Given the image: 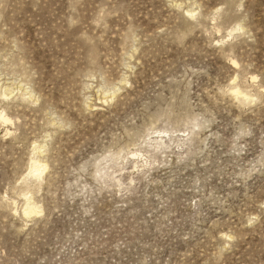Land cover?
Here are the masks:
<instances>
[{
    "label": "rangeland",
    "instance_id": "374dc122",
    "mask_svg": "<svg viewBox=\"0 0 264 264\" xmlns=\"http://www.w3.org/2000/svg\"><path fill=\"white\" fill-rule=\"evenodd\" d=\"M2 115L0 264H264V0H0Z\"/></svg>",
    "mask_w": 264,
    "mask_h": 264
},
{
    "label": "bare ground",
    "instance_id": "6f19581e",
    "mask_svg": "<svg viewBox=\"0 0 264 264\" xmlns=\"http://www.w3.org/2000/svg\"><path fill=\"white\" fill-rule=\"evenodd\" d=\"M235 93L239 96L244 95V97H246V94H242L238 90H236ZM0 119L3 123H9V119L4 115H2L0 117ZM42 149H43V147H40L37 150H42ZM36 154H37V152H36ZM38 154H39V152H38ZM47 168L48 167L46 165H43L40 160L33 159L31 164H30L29 175H34V176L37 175L36 177L40 178L41 175L47 170ZM38 213H40L39 207H36L34 204L27 202L26 207L24 208V211H23L24 216L27 218L33 214L38 215Z\"/></svg>",
    "mask_w": 264,
    "mask_h": 264
}]
</instances>
